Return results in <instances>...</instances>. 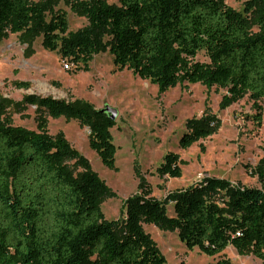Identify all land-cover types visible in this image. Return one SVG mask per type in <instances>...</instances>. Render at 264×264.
Wrapping results in <instances>:
<instances>
[{
	"label": "trees",
	"instance_id": "1",
	"mask_svg": "<svg viewBox=\"0 0 264 264\" xmlns=\"http://www.w3.org/2000/svg\"><path fill=\"white\" fill-rule=\"evenodd\" d=\"M69 3L87 25L70 30L67 13L50 1L0 0V41L11 33L22 41L42 36L43 46L74 64L76 73L109 51L115 71L127 68L161 93L201 83L226 90L224 108L248 96L256 106L251 118L263 122L264 0H246L243 10L225 0ZM201 52L209 61L196 59ZM25 101L37 106V130L14 125L0 99V264H167L144 224L177 231L190 250L215 256L233 246L264 264L263 189L205 176L161 200L140 180L125 216L108 219L102 202L114 193L62 133H49L48 118L64 116L86 127L90 147L111 170H118L116 120L82 99L29 94ZM218 126L210 114L188 119L179 146L189 148ZM181 164L171 151L157 172L181 177ZM256 173L264 178L263 169ZM216 264L236 263L220 258Z\"/></svg>",
	"mask_w": 264,
	"mask_h": 264
},
{
	"label": "rangeland",
	"instance_id": "2",
	"mask_svg": "<svg viewBox=\"0 0 264 264\" xmlns=\"http://www.w3.org/2000/svg\"><path fill=\"white\" fill-rule=\"evenodd\" d=\"M34 1H50L56 8L63 9L70 30L88 23L85 16L72 9L69 0ZM108 1L116 3L118 0ZM225 1L243 10L246 0ZM42 41V36L22 41L21 36L12 33L0 41V99L6 104L4 115L14 125L37 130L39 113L36 105L25 101L29 94L82 99L97 109L110 105L118 110L112 128L118 149V170L103 164L89 145L87 128L77 120L64 116L48 118L49 133L54 136L62 133L114 193L106 195L102 202L106 218L125 216V202L138 193L140 180L145 181L152 195L161 200L170 192L200 182L205 176L221 177L264 190V178L256 173L258 168L264 172V99L260 101L263 122L257 124L251 118L256 106L248 96L224 108L221 102L226 90L208 89L201 83L177 85L161 93L156 84L135 76L127 68L115 71L109 51L95 55L89 71L76 73L74 64L66 68V61L59 53L47 50ZM196 59L209 61L204 52ZM19 83H27L28 87H20ZM205 114L218 120V130L182 149L179 141L187 132L186 121ZM171 151L182 160L181 177L160 176L157 172L165 155ZM70 164L79 168L74 161ZM168 212L174 215L171 203ZM144 229L157 243L167 264H216L220 258H229L236 264H262L254 255L239 254L233 246L221 254L209 256L197 248L188 249L175 230L152 224H144Z\"/></svg>",
	"mask_w": 264,
	"mask_h": 264
},
{
	"label": "water",
	"instance_id": "3",
	"mask_svg": "<svg viewBox=\"0 0 264 264\" xmlns=\"http://www.w3.org/2000/svg\"><path fill=\"white\" fill-rule=\"evenodd\" d=\"M102 112H106L110 114V117L116 120L118 115V110L110 105H106L104 108L101 109Z\"/></svg>",
	"mask_w": 264,
	"mask_h": 264
},
{
	"label": "built area",
	"instance_id": "4",
	"mask_svg": "<svg viewBox=\"0 0 264 264\" xmlns=\"http://www.w3.org/2000/svg\"><path fill=\"white\" fill-rule=\"evenodd\" d=\"M65 67L66 68H69L70 67V64L68 62H65Z\"/></svg>",
	"mask_w": 264,
	"mask_h": 264
}]
</instances>
